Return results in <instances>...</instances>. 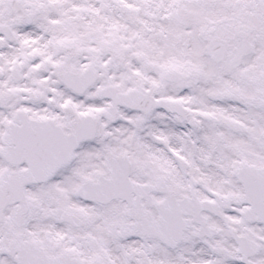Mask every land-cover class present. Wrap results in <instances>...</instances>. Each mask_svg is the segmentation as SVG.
<instances>
[{
	"label": "snow or ice",
	"instance_id": "1",
	"mask_svg": "<svg viewBox=\"0 0 264 264\" xmlns=\"http://www.w3.org/2000/svg\"><path fill=\"white\" fill-rule=\"evenodd\" d=\"M0 264H264V0H0Z\"/></svg>",
	"mask_w": 264,
	"mask_h": 264
}]
</instances>
